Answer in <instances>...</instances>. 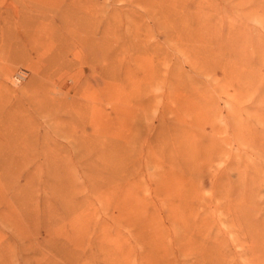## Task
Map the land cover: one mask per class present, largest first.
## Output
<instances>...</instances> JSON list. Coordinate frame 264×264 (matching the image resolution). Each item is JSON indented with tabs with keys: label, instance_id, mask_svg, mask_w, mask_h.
I'll use <instances>...</instances> for the list:
<instances>
[{
	"label": "rangeland",
	"instance_id": "obj_1",
	"mask_svg": "<svg viewBox=\"0 0 264 264\" xmlns=\"http://www.w3.org/2000/svg\"><path fill=\"white\" fill-rule=\"evenodd\" d=\"M0 264H264V0H0Z\"/></svg>",
	"mask_w": 264,
	"mask_h": 264
}]
</instances>
